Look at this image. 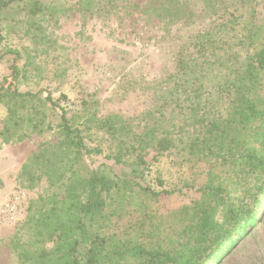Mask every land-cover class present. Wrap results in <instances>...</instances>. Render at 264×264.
<instances>
[{"label":"trees","instance_id":"1","mask_svg":"<svg viewBox=\"0 0 264 264\" xmlns=\"http://www.w3.org/2000/svg\"><path fill=\"white\" fill-rule=\"evenodd\" d=\"M196 1L198 10L178 2L173 6L174 0L161 2L167 23L183 27L168 62L155 80L122 77L109 100L139 92L151 97L149 107L134 116H101L100 103L82 91L76 94V107L67 110L61 106L66 101L61 89L39 87L42 80L65 85L66 65H42L49 54L52 58L59 52L53 28L69 13H78L87 24L138 7L131 0L64 5L0 0V61L14 59L0 84V104L6 108L1 141L18 142L27 133L48 130V109L59 112L56 150L39 152L23 174L29 182L33 171L38 178L45 175L50 155H71L79 164L85 156L99 155L110 163L84 176L71 163L69 176L57 178L59 192L45 209L31 206L28 224L38 248L30 256L32 264H205L259 213L264 194V23L257 24V11L264 10V0ZM17 29L28 40L24 60L20 50L7 47L5 36ZM22 82L37 89L20 90ZM54 93L59 97L53 99ZM151 154L186 162L192 169L204 162V183L194 190L199 198L167 215L149 208L161 195L182 193V188L156 191L137 182ZM113 166L132 169L136 177L111 175ZM188 185L187 190L194 189ZM135 197L139 202L129 208Z\"/></svg>","mask_w":264,"mask_h":264},{"label":"rangeland","instance_id":"2","mask_svg":"<svg viewBox=\"0 0 264 264\" xmlns=\"http://www.w3.org/2000/svg\"><path fill=\"white\" fill-rule=\"evenodd\" d=\"M162 1L131 0V4L138 9H131L127 15L112 16L107 21L93 20L84 24L78 13H69L59 18L58 24L53 28L59 52H55L52 58L49 54L42 65L47 67L50 64L48 67H52L56 61L58 66L66 65L65 85L61 87L58 82L42 80L39 87H46L52 92L61 89L66 97L61 106L67 110L76 107L75 98L79 91L100 103L98 110L101 116L113 113L134 116L146 110L151 103V97L139 92L130 93L122 101L109 100L122 77L155 80L160 76L163 65L168 62L183 27L167 23L165 17L168 15L161 11ZM52 2L64 5L67 2L72 3V0ZM175 2H178L179 6L183 3L196 10L200 8L196 0H174L173 6ZM166 6L168 7L167 4ZM159 13L163 14L161 18L158 16ZM257 13V24L260 25L264 23V10L260 7ZM166 23L168 25L163 26ZM5 37L7 47L20 50L24 60L23 56L27 52L24 49L28 46L25 35L17 29ZM13 61V57L10 56L0 61V84L9 76ZM19 89L35 90L37 86L22 82ZM52 97L56 99L59 95L54 93ZM48 110L46 121L50 129L41 133H27L24 139L18 142L11 140L3 143L0 138V206L5 199L15 194H21L25 202L15 223L0 221V264H32L33 259L30 256L38 248L37 244L33 243V231L28 224L32 214L31 206L34 204L35 210L42 206L45 209L44 205L50 203L53 195L59 192L57 178L65 180L69 176L68 168L71 163L73 169H77L82 176L101 164L110 166V163L99 155L83 157L84 164L74 163L71 155L57 158L50 155L48 159L52 161L48 164L45 175L38 178V173L33 171L35 177L29 182V177L23 174V167L29 165L31 159L42 150L47 154L56 150L55 147L60 141L57 129L59 112ZM5 117L6 108L2 103L0 131ZM31 171L30 168L29 172ZM112 171L111 175L117 177H136L132 169L113 166ZM206 171V164L202 161L197 162L192 169L186 162L180 164L171 157L154 158L151 154L146 158V167L140 174L143 179L137 178V182L156 191L182 188V193L161 195L157 203L148 204L149 208H156L160 214L167 215L190 200L199 198V194L194 190L204 183ZM185 184H189L188 188L192 185L194 189L187 190ZM138 202L139 198H133L132 205H128L129 208H133ZM241 232L235 234L216 257L205 264H264V194L260 201L259 213ZM21 255L24 258L29 256L30 259L21 260L19 257Z\"/></svg>","mask_w":264,"mask_h":264},{"label":"built area","instance_id":"3","mask_svg":"<svg viewBox=\"0 0 264 264\" xmlns=\"http://www.w3.org/2000/svg\"><path fill=\"white\" fill-rule=\"evenodd\" d=\"M25 204L21 194H15L5 199L0 206V221L13 224L18 220L22 211V205Z\"/></svg>","mask_w":264,"mask_h":264}]
</instances>
